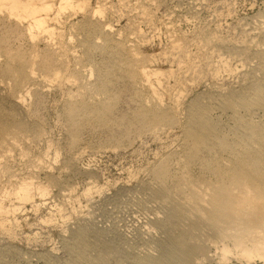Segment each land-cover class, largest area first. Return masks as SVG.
Wrapping results in <instances>:
<instances>
[{
  "label": "rangeland",
  "instance_id": "obj_1",
  "mask_svg": "<svg viewBox=\"0 0 264 264\" xmlns=\"http://www.w3.org/2000/svg\"><path fill=\"white\" fill-rule=\"evenodd\" d=\"M76 1L83 3L81 9L77 8ZM81 1L73 0L71 6H75L76 12L69 6L64 15L63 11L58 13L60 2L57 0H47V4L55 3L52 18L61 16L55 19L58 23L52 21V27L56 28L53 30L57 35L64 33L61 41L66 46L60 43L65 54L61 59L63 71L68 66L74 73H80L82 60L91 61L94 66L83 68L79 75L75 73L79 78L77 85L57 81L50 87L36 88L27 98L25 115L15 111L5 96H0L2 118L28 129L32 135L41 136L39 141L35 138L30 154L41 157L42 167H46L36 170L39 173L35 172L33 181L51 191L49 196H36L33 204L21 206L14 192L29 175L31 158L16 156L8 161L10 164L6 163L7 170H3L0 183V264H136L135 255L127 251V240L119 237L116 223L119 213L133 203L132 196L145 199L157 195L149 189L151 170L161 159L181 150L192 105L200 103L202 107L207 97L227 98L247 90L256 78L257 58L264 54V24L257 22L264 12V0ZM95 11L99 14L92 19ZM3 15L0 14L2 53L8 47L16 55L24 52L28 43L22 37L17 38V32L12 29L13 20H8L9 23ZM107 23L108 26L104 25ZM110 25L114 36L106 35L101 41L91 43L93 47H87L89 52L85 57L74 33L82 30L89 35L92 29H111ZM116 34L121 37L120 41L116 40ZM129 39L137 46L139 60L144 61L147 70L157 71L164 78L159 83L151 81L155 91L161 89L164 93L160 100L163 108H168L166 112L156 113L155 118L150 115L152 108L145 105V90L136 81L133 65L127 64L124 43ZM42 42H38L39 50L53 51ZM59 50L56 53L61 55ZM51 53L59 58L55 51ZM2 59L1 66L7 71L16 67L11 58ZM88 90L103 91L106 99L93 105L88 99ZM229 112L227 115H233ZM213 115L212 123L217 120L223 122V127L227 124L222 112ZM262 125L259 114L253 126ZM210 155L205 145L197 151L191 160L195 174L205 172ZM58 169L64 171L63 175ZM74 179L73 198L68 204H59L53 195L59 189L57 186ZM50 180H55L56 187ZM46 198L55 201H52V211L41 205ZM142 237L138 231L133 243H143ZM158 241L161 240L154 242L161 244L156 245L157 249L165 247L163 251H166L167 242ZM224 244L229 251L226 260L220 257V246L207 251L208 256L199 264H264V248L255 253L249 245L251 258H247L234 249L233 243Z\"/></svg>",
  "mask_w": 264,
  "mask_h": 264
},
{
  "label": "bare ground",
  "instance_id": "obj_2",
  "mask_svg": "<svg viewBox=\"0 0 264 264\" xmlns=\"http://www.w3.org/2000/svg\"><path fill=\"white\" fill-rule=\"evenodd\" d=\"M57 2H60L57 3L59 5H57L59 8L58 13L60 14L63 11V15L64 10L67 12L70 9L69 6L73 5V0H57ZM79 2L76 1L75 4H77L78 9H81L83 3L79 4ZM53 3H51L52 6L55 5ZM52 6L47 4V0H0V14H4L7 21L13 20L14 26L12 29L17 32V38L22 37L23 41L26 40L28 43V46L23 45L25 51L17 55L9 47L6 48L5 54H3L0 46V61L3 60L2 57L5 58V61L11 58L16 64V67L7 71L5 67L1 66L0 62V68H4L3 71L0 69V96H5L14 110L21 114L25 112L27 98L39 86L50 87L52 83L57 81L71 82L72 85L78 83L79 78L75 76L77 72L74 73L68 66L66 67L68 70L63 71L62 63L64 60L61 59H64L65 54L62 52V44H60L63 40V32L59 34V30H57L59 34L57 35V32L53 30L54 26L52 27V21L61 16L57 13L58 15L52 18L55 16L51 15ZM71 7H73L71 11L76 10L75 6ZM66 9L68 10L66 11ZM55 12H57V9ZM97 13L95 11V14H92V19L96 17L94 15ZM258 17L257 22L263 25L264 12ZM108 24L104 25L108 26ZM10 26L9 24L8 27ZM15 26L19 29H16ZM7 29L4 28L5 31ZM81 31L77 30L74 35L78 36L77 45L79 48L82 47L85 57H88L87 47H93L91 43L101 41L102 37L106 35L113 34L112 36H114L113 29H108V27L107 29H92L89 35ZM115 37L116 40H121L119 34H116ZM74 39L76 38L74 37ZM126 39L128 38L126 37ZM40 40L53 51L50 49L46 51L39 50L38 42ZM63 44L66 46L65 43ZM124 44L126 46L125 53L130 60L127 59V64L133 65L137 74L136 81L145 90V105L152 108L150 115L155 118L157 117L156 113L166 112L168 108L166 106L163 108L164 104L162 105L163 102L160 100L164 93L159 91L161 89H157L158 92L156 93L153 87L155 85H152L151 81L155 80L159 83L164 78L157 71L147 70L143 64L144 61L139 60V54L135 48L137 46L134 45L132 40L129 39ZM55 45L56 47H54ZM57 45L60 47H57ZM56 48L61 49H58L62 52L61 55L56 53L58 51L55 50ZM54 51L59 60L51 53ZM257 59L259 62L254 73L256 78L247 90L227 98H217V96L215 98L209 95L211 98L207 97L202 107L200 103L192 105L190 122L185 132V138L180 145L181 150L173 156L161 159L151 170V178L149 175L150 179L148 181H150L151 187H149V184L147 185L151 192L153 194L156 192L157 195L149 194L150 196L145 199L140 196H134L135 198L132 196L133 203L127 210H124L125 212L122 211L123 213H119V216L115 217L119 237H123L129 243H127V251L129 254L135 255L136 264H199L208 256L207 251L210 252L212 248H219L220 246V257H222V260H226L229 252L224 246L226 241L233 243L234 249L247 258L250 257L252 251L248 249L249 245L253 247L255 253L264 248V54L262 58ZM81 63L80 73L83 68L87 70V66H94L91 61L82 60ZM81 63L79 62L78 65ZM56 64L57 67L49 68L51 65ZM89 70L92 74V70L90 68ZM4 72H7V74H4ZM82 73L85 74L86 72L83 71ZM160 84L162 85V82ZM156 86L161 87L160 85ZM80 87L84 88V86ZM87 94L93 105L106 99V94L103 91L88 90ZM172 95L174 94L172 93ZM177 96L179 97V95ZM230 110L233 113L231 116L227 115ZM220 112H222L223 117L225 116L224 118L227 117V124L224 127L222 126L223 122L222 124L217 120L214 123L211 122L212 115ZM259 114H261L263 125L254 127V118ZM38 132L40 134V131H37L36 134ZM31 133L28 129L25 130L15 122L6 121L0 116V183L4 177H2L3 170H7V168H4L10 159L16 156L20 159L29 156L31 158L29 160L31 166L28 164L30 168L27 167L29 175L27 174V179L17 185L18 187L14 192L15 200H18L21 206L29 202L33 204L36 196L44 198L51 193L49 188L42 185L37 186L33 181L35 172L39 173L36 170L43 169L46 165L42 167L41 157H38L39 159L31 157V149L35 147L36 143L35 138L41 137ZM204 145L211 154L210 163L207 164L205 172L195 174L191 168V160ZM58 170L61 174L64 172L61 169ZM54 181L50 180V184L53 183L56 187ZM75 181L76 179L57 186L59 189L53 194L54 200L63 205L69 199H72L76 190ZM150 197L151 200H149ZM46 200L43 203L42 199L43 204L41 205H45L47 209L51 210L52 201L54 200L51 201L49 198H46ZM9 208L11 209V207ZM6 210L9 209L6 208ZM122 215L124 216L122 217ZM138 231L143 234V243L134 244V237ZM156 240L167 242L165 244L166 251H163L165 247L157 249L161 244H154ZM156 245L158 246L156 247ZM199 246H201L200 249Z\"/></svg>",
  "mask_w": 264,
  "mask_h": 264
}]
</instances>
